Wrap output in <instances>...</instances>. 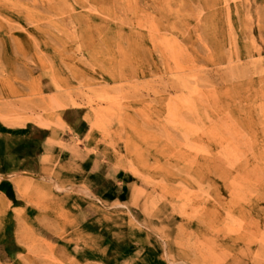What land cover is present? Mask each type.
I'll list each match as a JSON object with an SVG mask.
<instances>
[{
    "label": "rangeland",
    "instance_id": "rangeland-1",
    "mask_svg": "<svg viewBox=\"0 0 264 264\" xmlns=\"http://www.w3.org/2000/svg\"><path fill=\"white\" fill-rule=\"evenodd\" d=\"M0 141V264H264V0H0Z\"/></svg>",
    "mask_w": 264,
    "mask_h": 264
},
{
    "label": "crops",
    "instance_id": "crops-1",
    "mask_svg": "<svg viewBox=\"0 0 264 264\" xmlns=\"http://www.w3.org/2000/svg\"><path fill=\"white\" fill-rule=\"evenodd\" d=\"M75 129V127H74ZM75 132V130H74ZM5 144V143H4ZM18 147V146H17ZM39 161L38 148L34 150V143H31V150L26 156H19V148H8L0 141V176L15 175L23 161Z\"/></svg>",
    "mask_w": 264,
    "mask_h": 264
}]
</instances>
